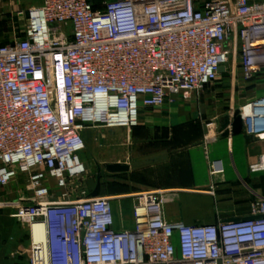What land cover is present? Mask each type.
<instances>
[{
	"label": "built area",
	"instance_id": "2783aa9c",
	"mask_svg": "<svg viewBox=\"0 0 264 264\" xmlns=\"http://www.w3.org/2000/svg\"><path fill=\"white\" fill-rule=\"evenodd\" d=\"M221 66L264 83V0H41L26 10L22 36L0 43V192L26 176L7 204L30 231L28 264H264L263 199L251 218L186 224L166 219L165 191L145 189L132 195L133 227L118 231L111 199L83 185L85 129L135 126L140 107L200 92ZM237 109L245 134L264 135V92ZM249 169L264 171V154ZM223 171L209 162L210 177Z\"/></svg>",
	"mask_w": 264,
	"mask_h": 264
},
{
	"label": "crops",
	"instance_id": "0c3cea01",
	"mask_svg": "<svg viewBox=\"0 0 264 264\" xmlns=\"http://www.w3.org/2000/svg\"><path fill=\"white\" fill-rule=\"evenodd\" d=\"M0 1L9 10L26 11L39 5L41 0ZM91 1L99 6L95 0ZM226 73L229 71L220 73L216 83L226 82ZM254 80L259 81L255 95L258 96L264 92V83L259 78ZM212 86L177 96L158 108L140 107L137 124L130 128L95 127L93 162L84 150L80 154L87 168L83 185L91 194L100 170L97 196L111 199L115 230L133 227L132 195L145 189L165 191L166 219L186 224L250 217L251 204L264 200V171L249 169L264 154V135L252 136L248 141L243 133L222 136L221 126L229 114L220 109L218 100L214 99L218 89ZM202 101L211 104L203 107ZM204 115L213 120L210 127L204 125ZM88 129L83 135L89 133ZM213 159L222 160L224 166L223 173L214 178L209 176V162ZM114 163L124 164L128 169L108 172L105 165ZM25 179V175L16 178L10 199L18 198ZM48 183L55 194L54 181L49 178ZM14 221L10 215L0 217V240L8 244L7 227H13ZM33 237L43 240L38 225L33 229ZM3 242L0 243V264H13L7 252L9 247Z\"/></svg>",
	"mask_w": 264,
	"mask_h": 264
},
{
	"label": "rangeland",
	"instance_id": "374dc122",
	"mask_svg": "<svg viewBox=\"0 0 264 264\" xmlns=\"http://www.w3.org/2000/svg\"><path fill=\"white\" fill-rule=\"evenodd\" d=\"M102 1L103 0H95V4L100 5ZM25 24L26 11H14L12 8H10L9 10L6 8V5L3 4L2 1H0V43H7L10 40L20 38L23 34V30L25 29ZM225 76L228 77L226 78V82L224 81L218 84L216 82L220 79H217V81L212 83L214 85L212 86V89H214L215 87L218 89L217 95L214 99L218 100L220 109L222 111H228V114H232L234 112L233 110L237 109V107L240 106L242 102L253 98L258 93L257 90L259 88V83L254 86L252 82L255 80L244 82L239 71H235L233 75L230 73H226ZM192 93L194 92H190L189 94ZM245 95H247L246 99L242 101V98H244L243 96ZM206 104L210 105L211 103L210 101H208V103H205L203 101L201 102V105H203V107L204 105L206 106ZM212 122L213 120H211V118H206V116L203 117V123L205 126ZM88 131L89 133L87 135H83L85 141L84 152L87 154L88 159H90V162L92 163L93 160L91 159L95 158V128H89ZM92 167H94L95 169L94 164H92ZM22 188L20 190H24ZM13 189V182L1 188L2 192H0V194H6V196L1 197L2 195H0V217H3L4 215H10L12 217L13 211L7 203L12 202L13 200L10 199V193L14 192ZM23 192L24 191H22V193ZM14 219L15 225L13 227H7L8 240L10 244H8V242H3V240H0V243L3 242L8 245L9 248L7 249V252H9V256L13 264H27V251L30 244V231L25 223L18 221L16 218ZM1 238L2 237L0 235V239Z\"/></svg>",
	"mask_w": 264,
	"mask_h": 264
},
{
	"label": "water",
	"instance_id": "95a60500",
	"mask_svg": "<svg viewBox=\"0 0 264 264\" xmlns=\"http://www.w3.org/2000/svg\"><path fill=\"white\" fill-rule=\"evenodd\" d=\"M225 68L223 66H221L219 68V73L224 72ZM262 70H264V68H262ZM221 135L222 136H228L229 134H239V133H243L245 139L248 141L250 139H252L251 135H247L243 132V128H242V119L239 113V109H236L232 116H226L223 120L222 126H221ZM105 169L108 172H117V171H125L128 169V167L124 164H119V163H114V164H106L105 165ZM99 169H98V175H97V183H96V187L93 190V192L91 193V196H97L98 191H99V187H100V175H99ZM247 218H251V217H246V218H242V219H247ZM240 218H230L227 219L228 221H238Z\"/></svg>",
	"mask_w": 264,
	"mask_h": 264
},
{
	"label": "bare ground",
	"instance_id": "6f19581e",
	"mask_svg": "<svg viewBox=\"0 0 264 264\" xmlns=\"http://www.w3.org/2000/svg\"><path fill=\"white\" fill-rule=\"evenodd\" d=\"M38 232H39L40 236L42 238H44V229H43V226L42 225H38ZM32 236H33V232H32ZM33 239H34V237H33ZM37 241H41V240H37Z\"/></svg>",
	"mask_w": 264,
	"mask_h": 264
}]
</instances>
